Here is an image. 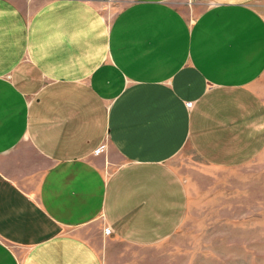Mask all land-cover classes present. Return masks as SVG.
<instances>
[{
    "label": "crops",
    "instance_id": "0c3cea01",
    "mask_svg": "<svg viewBox=\"0 0 264 264\" xmlns=\"http://www.w3.org/2000/svg\"><path fill=\"white\" fill-rule=\"evenodd\" d=\"M105 1L0 0V264H105L86 235L100 218L165 241L188 212L170 165L186 144L218 168L264 151L257 0L195 19L179 0H110L109 19Z\"/></svg>",
    "mask_w": 264,
    "mask_h": 264
},
{
    "label": "rangeland",
    "instance_id": "374dc122",
    "mask_svg": "<svg viewBox=\"0 0 264 264\" xmlns=\"http://www.w3.org/2000/svg\"><path fill=\"white\" fill-rule=\"evenodd\" d=\"M204 0H179L190 19L204 7ZM256 7L264 15V0ZM106 0L111 19L119 8ZM255 89L264 99V73ZM188 108L192 101H187ZM107 169L121 161L113 154ZM188 189V212L182 226L168 239L150 246L117 238L103 218L89 229V240L105 264H264V151L252 162L234 168L206 163L186 144L171 160Z\"/></svg>",
    "mask_w": 264,
    "mask_h": 264
},
{
    "label": "built area",
    "instance_id": "2783aa9c",
    "mask_svg": "<svg viewBox=\"0 0 264 264\" xmlns=\"http://www.w3.org/2000/svg\"><path fill=\"white\" fill-rule=\"evenodd\" d=\"M105 146H106V145H102V146L100 147V150H99V151H104V150L106 149Z\"/></svg>",
    "mask_w": 264,
    "mask_h": 264
}]
</instances>
